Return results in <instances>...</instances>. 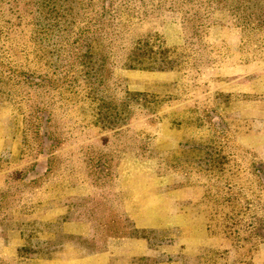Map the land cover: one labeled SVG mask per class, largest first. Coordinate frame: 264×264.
Wrapping results in <instances>:
<instances>
[{
  "label": "rangeland",
  "instance_id": "1",
  "mask_svg": "<svg viewBox=\"0 0 264 264\" xmlns=\"http://www.w3.org/2000/svg\"><path fill=\"white\" fill-rule=\"evenodd\" d=\"M0 264H264V0H0Z\"/></svg>",
  "mask_w": 264,
  "mask_h": 264
}]
</instances>
